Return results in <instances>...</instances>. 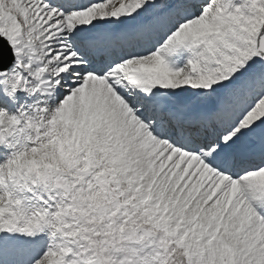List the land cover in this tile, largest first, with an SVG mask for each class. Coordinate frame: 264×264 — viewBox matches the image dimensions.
<instances>
[{
  "label": "snow or ice",
  "instance_id": "obj_1",
  "mask_svg": "<svg viewBox=\"0 0 264 264\" xmlns=\"http://www.w3.org/2000/svg\"><path fill=\"white\" fill-rule=\"evenodd\" d=\"M0 264H264V0H0Z\"/></svg>",
  "mask_w": 264,
  "mask_h": 264
}]
</instances>
